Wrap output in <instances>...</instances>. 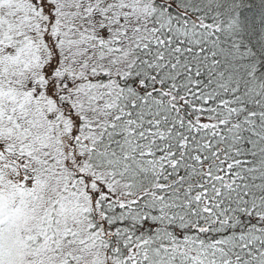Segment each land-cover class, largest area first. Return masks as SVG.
<instances>
[{
	"label": "snow or ice",
	"instance_id": "1",
	"mask_svg": "<svg viewBox=\"0 0 264 264\" xmlns=\"http://www.w3.org/2000/svg\"><path fill=\"white\" fill-rule=\"evenodd\" d=\"M0 264H264V0H0Z\"/></svg>",
	"mask_w": 264,
	"mask_h": 264
}]
</instances>
